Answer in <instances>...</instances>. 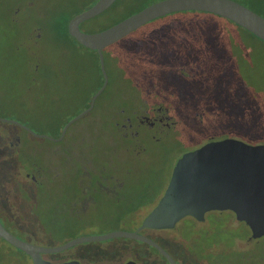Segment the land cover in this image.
I'll return each instance as SVG.
<instances>
[{
  "label": "rangeland",
  "instance_id": "obj_1",
  "mask_svg": "<svg viewBox=\"0 0 264 264\" xmlns=\"http://www.w3.org/2000/svg\"><path fill=\"white\" fill-rule=\"evenodd\" d=\"M95 1L0 0L1 117L18 121L36 134L56 138L60 136L65 121L85 110L83 108L88 102L87 98L94 95L100 84L98 70L94 65V52L80 48L68 36L64 43L58 42L48 33H44L43 24L55 5L67 7L68 4L72 6H68L69 9H75L79 6H91ZM150 1L116 0L101 14L82 22L80 29L89 33L101 31L125 16L137 12ZM174 21L179 23L169 27L161 26L163 29H160L162 21L156 19L103 51L109 76L114 82L113 87L122 89L125 96L128 92L130 100L134 101L138 94H143L145 105L143 107L136 101L138 108H150L153 102L168 106V115L172 116L171 122L174 123L163 132H159L164 125L161 121L149 130L145 129L148 121L139 123L137 129L141 141L128 153L118 150L114 159V175L131 177L132 179L127 180L126 187H133L135 181H143L150 183L151 191H162L177 159L189 151L188 146L198 143L203 136H225L252 144L249 140L240 138L241 135H246L247 129L242 125L244 119L249 116L240 114V104L237 108L231 107V97L222 95V100H225L228 106H225L224 110L218 108L220 112L215 110V115L219 118L217 121L204 116L203 121L206 123L201 128L197 126L190 129L182 114L184 105L191 107L192 103H195L190 100L191 97L200 99L201 102L209 97L207 90L218 92L213 87L211 89V85L218 82L216 80L222 81L221 77L225 79L229 76L231 67L226 51L228 42L215 37L214 27L230 25L218 17L192 11L176 14ZM196 21H203L205 25H195ZM149 31L151 32L148 33ZM60 33L65 34L63 26ZM133 45L137 47L130 50ZM239 65L237 71L241 82L247 81V87L253 89L251 95L258 96L263 108L264 65H261L257 58L251 65L241 59ZM187 80L195 81L197 85L203 82L202 86L208 81L210 87L202 88L199 85L195 93H187ZM106 97H114V102L105 99ZM186 99L188 101L182 105L180 102ZM121 102L115 92L101 95L96 106L73 122L59 142L33 136L20 126L16 128L4 124L6 122L0 123V132L9 128L8 130L18 135L22 153L31 155L24 160L26 170L22 166L16 168L20 178L23 181L33 180L29 177L32 174L36 181L42 183L45 190L31 204L16 200L10 182L7 181L0 187V195L10 198L19 205V213L31 215V220L35 221L36 235L34 234L28 242L55 247L83 235H101L122 230L145 235L176 259L179 257L174 240L189 236L192 227L188 217H184L175 227L169 229L141 228L150 208H143L136 214H122L121 209L126 203L118 201L116 191L111 189L109 193L101 192L97 195L93 191V180L101 184L103 180H107L104 178L110 176L108 174L104 178L90 179L93 175L91 170H94L95 165H98L99 169L102 168L103 159L100 153L106 145L109 148L110 135L112 131L115 133V121L114 117L112 119L108 114V104L120 107ZM231 108L234 110H230ZM163 121L167 123L166 120ZM220 124H223L222 127H218ZM259 125H264V121L261 120ZM8 130L5 133L12 139L13 136L11 137ZM256 131L258 135L254 143L264 142V128ZM116 139L114 144H119L118 138ZM66 149L71 150L70 154L66 153ZM77 158H83V163L87 165L84 168L88 176L80 179H74L73 175L80 170ZM90 159H93V164ZM56 175L58 177L54 179ZM111 181L107 182L110 188L113 187ZM55 185L57 187L54 188ZM22 190L25 196V186ZM80 204L86 214H81V211L78 213ZM213 212L205 215L207 224H210ZM226 212L224 211L223 215H226ZM1 221L6 224L3 218ZM245 227L243 222H237L234 217L232 222L227 223L223 239L230 243L240 234L243 237L247 233ZM7 228L13 235L24 238L21 231H16L8 225ZM245 241L233 240L234 250L230 264H264V245H253V242L246 245ZM42 257L50 262L73 259L82 264H121L127 260H134L137 264H167L151 246L126 237L80 243L60 252L42 254ZM178 260L180 262L179 258ZM0 263L33 264L29 255L3 239H0Z\"/></svg>",
  "mask_w": 264,
  "mask_h": 264
},
{
  "label": "water",
  "instance_id": "obj_2",
  "mask_svg": "<svg viewBox=\"0 0 264 264\" xmlns=\"http://www.w3.org/2000/svg\"><path fill=\"white\" fill-rule=\"evenodd\" d=\"M116 0H96L90 7L74 15L67 24L68 33L77 42L98 54L103 83L94 93L89 106L64 125L59 137L36 134L18 121L0 116V121L20 126L33 136L54 142L63 139L69 126L92 110L97 97L108 82L103 49L123 39L141 26L165 15L200 11L226 18L264 41V17L235 0H158L119 22L98 32H84L80 24L106 9ZM210 211H231L237 222H243L250 235L246 245L264 237V144H250L235 138L210 141L184 153L176 162L166 190L156 206L144 217L141 228H173L184 217L204 221ZM126 237L154 247L169 264L174 258L153 239L128 231H112L101 235H83L62 245L44 247L23 240L8 231L0 221V239L29 255L33 264H82L76 260L50 262L42 254L56 253L80 243ZM1 264V263H0ZM125 264H137L128 260Z\"/></svg>",
  "mask_w": 264,
  "mask_h": 264
},
{
  "label": "trees",
  "instance_id": "obj_3",
  "mask_svg": "<svg viewBox=\"0 0 264 264\" xmlns=\"http://www.w3.org/2000/svg\"><path fill=\"white\" fill-rule=\"evenodd\" d=\"M155 1L156 0H151L145 6ZM235 1L247 6L248 8L252 9L256 13L264 17V0H235ZM68 6L70 5L67 4V7H63V6L60 7L59 5H55L53 10L50 13H48L47 21L43 24V31L44 33L45 32L48 33L50 37L52 36L53 39H56L58 42L62 41L64 43L66 36H68L72 40H74V42L77 43V45L80 48L93 51L94 52V65L96 69L98 70V74H99L100 84L98 88H100V86L103 83V75L101 73L97 52L95 50L88 49L85 46L81 45L79 42L75 40V38H73L68 33V30H67L68 21L77 13L90 7V5L79 6L75 9L73 8L69 9ZM145 6L140 7L137 11L141 10ZM192 12H198L201 14H208V15L218 17L219 19L227 22L230 25V27H227L225 25H218L217 27H214V29H215V37L219 38L220 40H224V41L226 40L228 42L226 46L227 48L226 51L229 54L228 64L230 65L231 69H230L229 76L227 78L224 79V77H221L222 81L216 80L218 82L215 85L213 84L211 85V89L215 88L218 90V92L212 93L211 90L210 91L207 90V93L209 92V95H208L209 97L202 99L201 102H199L200 99L191 97L190 100H194L195 102V103H192L191 107H187L186 105H184L185 101H188V99L183 100V102H180L182 105H184L182 108L183 112L182 111L181 112L183 114L184 119L187 120L186 124H188V127L190 129H195L200 124L201 119L199 116H196V112H198L199 114H202L203 115L202 117L204 116L208 117L209 120H212V121L219 120L218 116L215 115V110H217L220 107L223 108L222 110H224V107L228 106L225 100L224 101L222 100V95L226 98L231 97L233 101L231 103V107L237 108L239 107V104H240L241 106L240 114H245L249 116V118H245L246 120L244 119V123H243L244 125H242V127H246L247 129L246 135H241L240 138L249 140L250 142H252V144H259V143L264 144V142L254 143L256 142L255 138L258 135L256 133L257 132L256 130L264 128V125H261V126L259 125L261 120L264 121V107L262 108V103L259 101L258 96L251 95L252 94L251 91H253V89L247 87L246 85L247 81L243 83L241 82V78L239 77V74L237 71L240 66L239 60L241 59H245V62L251 65L253 60L257 58L260 61L261 65H264V41H262L260 38H258L254 34L250 33L246 29L242 28L241 26L237 25L236 23L226 18L220 17L218 15H214L211 13H207V12H200V11H192ZM178 13H181V12L171 13L163 17L157 18V19H161L162 21V24L160 25V29L162 28L161 26L169 27L173 24H178L179 22L174 21L175 16ZM194 24L198 26H203L205 25V22L196 21L194 22ZM62 26H63V31L65 32L64 35L60 33V28ZM150 32L151 31H149L148 33ZM134 45L131 47L130 50L134 49V47H137V45L136 46ZM109 46H107L106 48H108ZM106 48H104L103 51ZM223 52L224 54L226 53L225 51ZM104 63H105L106 70L108 71L105 58H104ZM107 74L109 77V83L106 86V88L103 90V92L97 98H99L103 94L107 95L110 93V91H112L111 86L114 85V82L111 80L109 76V71L107 72ZM246 77L247 76H245V79ZM202 79L204 81V77H202ZM194 82L195 81H190V80H187L185 82V84L189 86L187 93L189 91L191 92V94L195 93V89H197V86L199 85L202 86V83H203V82H200V84L197 85V83H194ZM205 87L206 88L210 87V85L208 84V81L206 85L204 83V85L202 86V88H205ZM91 97L92 96L87 98L88 102L85 104L83 109H86L89 106ZM140 99H142L141 100L142 102L146 100L143 94H138V97L136 98V100L139 101ZM232 108L230 110H234ZM0 123H2V121H0ZM65 123L66 121L64 122V124ZM205 123L206 122L204 121V124ZM4 124L10 127L13 126V127L19 128V126L15 124H11V123H4ZM222 125L223 124H220L218 127H222ZM236 127H239V126H236ZM242 127H240V129ZM231 128L233 129V126H231ZM8 129L9 128H5L4 132L3 131L0 132V187L3 186L7 181L10 182L12 192L15 194V198L16 200H18V202H20L21 200L22 203L24 201L26 203L29 202L33 204V202H35L38 199V196L42 194V191H45V190L42 188V183L40 181L38 180L37 181H33V180L23 181V179L20 178L19 173L16 172V168L20 166H22V168L26 170L24 167V160L26 158H29L31 155L22 153L18 135L12 133V131ZM7 130L9 131V134L11 135V137L13 136L12 139H10L8 137V134L5 133ZM57 136H59V134ZM215 138H222V137H215ZM95 166L99 170L98 173L96 172L97 175L107 174V172L105 171V168L99 169L98 165H95ZM78 174L79 173L77 172L76 175ZM54 177L57 178L58 176L56 175ZM23 186H25V189H26L25 196L22 190ZM134 186L135 188L133 189L132 193L125 192V198L128 199V200L125 199V201L127 200L128 202L123 201L124 203H126L124 204L125 207L132 206V208L136 210L142 206L151 204L159 197L157 196L159 192L150 190L149 182L140 181ZM41 199L42 201L47 202L43 198ZM213 213L214 214H212L213 216L210 218V221H209L210 224H207V218H205L204 221H197L193 217H188V220L190 221L189 224L192 227L189 236L188 237L185 236L183 238H178L174 240L175 247L177 248L178 254H179L178 258L180 259V262H179L178 258L177 259L175 258L178 261V264H230L231 254L233 253V250H234L233 240L234 241H236V239L246 240L248 236L250 235L248 227L244 224L246 226L245 229L247 230V233L243 237L240 234V236H237L236 239L234 238L233 240H231L230 243L229 242L226 243V240L223 239L225 235L224 234L225 227L227 226V223L232 222L234 218V214L231 211H227L226 215H223L224 211H214ZM120 217H121V214L118 215V218ZM1 218H3L6 221V224H3V223L2 224L8 231L9 229L7 228V225L16 231L17 230L21 231L22 236L25 238V239L24 238L22 239L26 241H29V239L33 238L34 234L36 235V232L34 230L36 223L34 220L33 221L31 220V215H28L26 213H19V205L15 204L13 201L10 200V198H7L6 196L2 194L0 195V221H1ZM202 226H205V227H202ZM222 241H223V244H221ZM257 244L264 245V237H261L253 241V245H257ZM152 249L156 251L167 264H169L168 261L154 247H152ZM262 259L264 260V257Z\"/></svg>",
  "mask_w": 264,
  "mask_h": 264
},
{
  "label": "flooded vegetation",
  "instance_id": "obj_4",
  "mask_svg": "<svg viewBox=\"0 0 264 264\" xmlns=\"http://www.w3.org/2000/svg\"><path fill=\"white\" fill-rule=\"evenodd\" d=\"M106 72H108V71L106 70ZM108 83H109V77H108L107 85H108ZM111 87H112V93L114 94V92H115L117 95V99L119 101H122V102L120 103V107H117L116 105L114 106L113 104L112 105L108 104V108H109L108 114L111 115L112 119L114 117V121H115V122H113V125L115 126V133H114V131H112V135H110L111 142L108 143V144H110L109 148L106 145V148L103 149L100 153L101 158L103 159L102 168H105V171H107V174H105L106 176L104 174L103 175H97L96 172L98 173V171H99L98 168L94 167V170H91L88 167L87 168L92 171L91 173H93V175H91L90 179L93 177H95L96 179L99 177L104 178V177H107L108 174H110V176H108L107 178H104L107 180H103V183H101V184L98 181L96 182V180H93L94 181L93 184H95L93 191L95 192L96 195L98 193H101V192L109 193L110 191H112L111 189H113L114 192L115 191L117 192L115 195L118 196V198H119L118 201L123 202V201H125V199H127V198H125V192L132 193L135 186H133V187L132 186H127V187L125 186V184H127V180L130 179L131 177L122 176V175H120V176L114 175V169H115L114 159L117 157L118 150L125 152V153H128L130 150H134L135 144L137 142L141 141L140 140L141 136H140V133L138 132V129H137V125L140 126L139 123L143 124L144 122L148 121L147 122L148 126H146V124H145V126H146L145 129L149 130V129L155 128L156 123L161 121L162 122L161 124H164V125H162L161 129H159V132L160 131L163 132L164 129L170 128L171 127L170 125H173L174 123L171 122L172 116L168 115V112H169L168 106H166V107L161 106L159 104V102H153L150 108L145 109L143 107H144L146 101L142 102L141 101L142 99H140L138 104L142 105L143 107L140 106L138 108V106L136 105L137 100L136 101L130 100L128 92H126V96H125V94H123L124 92L122 91V89H120L118 87H113V86H111ZM97 99L94 103L93 108L96 106ZM105 99H108V100L111 99L114 102V97L113 98L106 97ZM180 114H181V111H180ZM196 116H199L201 119L200 124L198 126L200 128L203 127L204 126L203 125L204 124V121H203L204 118L202 117L203 115L196 112ZM150 118L152 119V121L149 122ZM163 120H166L167 123H165ZM116 135H117V137H116ZM138 136H140V138H138ZM64 137H65V135H64ZM116 138H118V140L120 142L119 144H114V140ZM224 138H226V137L215 138L213 136H203L200 138V141L198 143L188 146V147H190L189 151L195 150L207 142L217 141V140H221ZM227 138H231V137H227ZM259 144H261V143H259ZM66 150H67L66 153L70 154V152H69L70 149H66ZM186 152H188V151H186ZM186 152H184V153H186ZM178 159H177V161H178ZM90 160L92 161V164H93V159H90ZM83 161H84L83 158H79L77 160L78 166L80 167V170L78 171V173H79L78 175L73 174L74 179H80L85 175L88 176L87 170L84 168V166L86 164H84ZM176 162H175V164H176ZM69 166H71V164H69ZM174 166H173V168H174ZM72 167H74V166L72 165ZM172 171H173V169H172ZM111 174H113V176ZM171 174H172V172H171ZM29 177L33 178V181H36L31 174ZM170 177H171V175H170ZM170 177H169V179H170ZM54 179H55V177H54ZM133 179H135V178H133ZM109 180H112L111 182L113 183V187H111V188L109 187L110 184L107 185L108 184L107 182H109ZM139 182L140 181H135L134 185L139 183ZM168 182H169V180H168ZM168 182L166 183V185L165 184L163 185L162 191H159L160 194L159 193L157 194V196H159V197L158 198L156 197L157 199L154 202H152L151 204L142 206L136 210H134V208H132V206H127V207L123 206L124 208L121 209L122 214H136V213H138L139 210H141L143 208L144 209L150 208L146 212V215H147L156 206V204L158 203V201L160 200V198L164 194L166 187L168 185ZM55 187H57V185H55L54 188ZM127 200L125 202H128ZM82 204H80V207L78 208V213L81 211V214H86L84 207H81ZM153 230H159V229H153ZM167 252L174 258V260L178 264V261L175 259V256L172 255L169 251H167ZM72 260L73 259H67V260H62V261H56L54 263L67 262V261H72ZM127 261H125L121 264H125Z\"/></svg>",
  "mask_w": 264,
  "mask_h": 264
}]
</instances>
